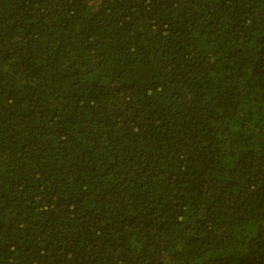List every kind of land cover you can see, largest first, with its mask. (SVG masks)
<instances>
[{
    "label": "trees",
    "instance_id": "obj_1",
    "mask_svg": "<svg viewBox=\"0 0 264 264\" xmlns=\"http://www.w3.org/2000/svg\"><path fill=\"white\" fill-rule=\"evenodd\" d=\"M0 264H264V0H0Z\"/></svg>",
    "mask_w": 264,
    "mask_h": 264
}]
</instances>
